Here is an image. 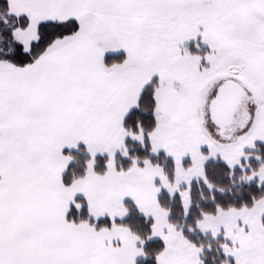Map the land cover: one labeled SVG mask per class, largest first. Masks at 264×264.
Returning a JSON list of instances; mask_svg holds the SVG:
<instances>
[{"label": "snow or ice", "instance_id": "6c2138e0", "mask_svg": "<svg viewBox=\"0 0 264 264\" xmlns=\"http://www.w3.org/2000/svg\"><path fill=\"white\" fill-rule=\"evenodd\" d=\"M0 264H264V0H0Z\"/></svg>", "mask_w": 264, "mask_h": 264}]
</instances>
